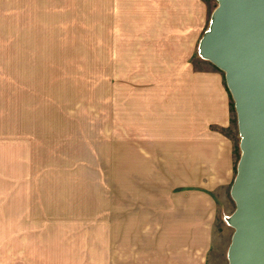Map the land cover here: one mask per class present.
Wrapping results in <instances>:
<instances>
[{
    "label": "crops",
    "instance_id": "1",
    "mask_svg": "<svg viewBox=\"0 0 264 264\" xmlns=\"http://www.w3.org/2000/svg\"><path fill=\"white\" fill-rule=\"evenodd\" d=\"M208 2L211 0H67L63 13L52 18L60 26L68 20L91 19L92 54H127L128 60L138 64L126 72V82L119 84L125 91L119 109L126 124V194L121 191L115 202L111 199L116 211L104 217L109 219L108 226L97 220L98 214H105L102 208L89 217L97 220L92 227L100 223L101 230L109 231L110 258L103 264L208 263L215 194L230 186L233 178V144L224 132L230 121V94L222 72L208 61L201 58L209 67L198 69L166 60V54L187 50L183 46L197 49L210 17ZM32 12V0L24 5L22 0H0V54H7V37L10 43L21 44V18L23 14L32 17ZM6 104V77L1 69V227L6 224L7 201L14 205L18 172L14 150L20 143L13 119L7 133ZM23 161L25 173L33 176L30 155ZM119 219L126 221L119 223ZM130 220L133 233L119 242ZM86 224L88 228L89 221ZM2 233L1 243L6 244V232Z\"/></svg>",
    "mask_w": 264,
    "mask_h": 264
},
{
    "label": "rangeland",
    "instance_id": "2",
    "mask_svg": "<svg viewBox=\"0 0 264 264\" xmlns=\"http://www.w3.org/2000/svg\"><path fill=\"white\" fill-rule=\"evenodd\" d=\"M66 3L32 0V17L23 14L21 18V44H12L7 37V54H0V70L6 77L7 133L13 119L20 142L14 150L18 171L11 201L14 205L7 201L5 227L0 221V264H103L110 258L109 231L105 233L99 224L108 226L109 219L104 217L116 211V205L111 208L110 203L121 191L126 194V124L119 109L125 91L119 84L126 82V72L138 64L128 60L127 54H92L91 19L68 20L61 26L52 19L63 13ZM215 6V0L208 2L209 15ZM209 21L208 16L199 40ZM183 48L182 54H166V60L171 59L173 65L209 67L201 61L196 47L191 51ZM224 132L233 144L234 178L240 150L232 110ZM8 154L7 149L9 165ZM29 155L31 177L25 173L23 161ZM230 186L215 194L217 209L207 264H228L226 251L233 229L226 218L234 210ZM6 189L8 192L9 186ZM100 208L105 214H98L100 223L92 227L97 220H89L90 213ZM87 221L90 225L85 228ZM131 222L119 242L133 233ZM114 229V234L121 233L118 227ZM1 231L6 232V244L1 243ZM117 258H121L120 253Z\"/></svg>",
    "mask_w": 264,
    "mask_h": 264
},
{
    "label": "water",
    "instance_id": "3",
    "mask_svg": "<svg viewBox=\"0 0 264 264\" xmlns=\"http://www.w3.org/2000/svg\"><path fill=\"white\" fill-rule=\"evenodd\" d=\"M215 1L197 52L223 73L239 136L226 258L264 264V0Z\"/></svg>",
    "mask_w": 264,
    "mask_h": 264
},
{
    "label": "trees",
    "instance_id": "4",
    "mask_svg": "<svg viewBox=\"0 0 264 264\" xmlns=\"http://www.w3.org/2000/svg\"><path fill=\"white\" fill-rule=\"evenodd\" d=\"M223 74V73H222ZM223 82L225 83V81H224V75H223ZM231 98V97H230ZM231 110L233 111V112H235L234 111V105H233V102H232V104H231ZM238 133V132H237Z\"/></svg>",
    "mask_w": 264,
    "mask_h": 264
}]
</instances>
